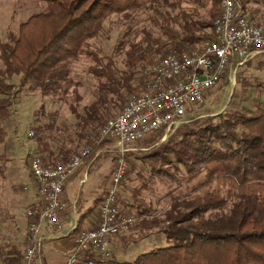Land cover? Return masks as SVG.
Masks as SVG:
<instances>
[{"label":"trees","instance_id":"1","mask_svg":"<svg viewBox=\"0 0 264 264\" xmlns=\"http://www.w3.org/2000/svg\"><path fill=\"white\" fill-rule=\"evenodd\" d=\"M33 1L42 9L16 28L7 29L5 38L0 37V144L6 139L4 123L10 118L19 88L14 77H20V86L29 85L43 97L65 100L71 93L72 61L84 55L95 61L89 73L97 82V96L83 107V113L74 109L79 120L76 134L83 138L87 129L97 130L112 117L110 105L125 104L124 94L138 89L134 69L142 63L154 65L163 41L149 38L147 44H132L127 53L128 70L123 71L117 70L112 58L100 59L97 52L88 50V42L101 33L105 20L113 15H128L153 4L174 7L173 0ZM195 1L211 5L205 18L195 19L192 13L181 11L162 25L163 35L171 41L168 44L178 51L187 45L216 40L207 29H213L220 15L219 0ZM246 1L240 2L244 16ZM177 24L181 34L174 28ZM146 46H151L149 53L145 52ZM241 82L247 94L252 87L250 80L242 77ZM34 134L38 153L49 154L50 161H68L79 153L69 144L59 154H52L43 130L35 127ZM164 136V131L153 134L140 143L149 150L130 153L127 160L133 168L140 160L151 170V179L168 182V192L163 196L168 202L163 211L166 225L160 230L167 245L131 262L115 263L264 264V107L256 105L254 110L226 111L215 116L195 115L161 142ZM105 142L95 151L104 149L109 144ZM4 155H0V163L6 161ZM147 182L138 188V194L147 188ZM122 203L130 209L129 204ZM133 206L138 224L121 236L126 242L146 237L160 221L148 204L137 200ZM81 228L78 223L76 235ZM0 264H23L22 247L8 245L4 253L0 251Z\"/></svg>","mask_w":264,"mask_h":264},{"label":"rangeland","instance_id":"2","mask_svg":"<svg viewBox=\"0 0 264 264\" xmlns=\"http://www.w3.org/2000/svg\"><path fill=\"white\" fill-rule=\"evenodd\" d=\"M173 2L174 7L172 8L153 4L144 10L128 15L111 16L105 20L101 33L89 41L86 48L97 52L100 59L112 58L117 70L123 71L128 70L126 67L127 53L132 44H147L149 38L154 40L162 38L163 43L160 55L156 59L157 62L166 48L171 46L168 44L171 42L170 39L163 35L162 25L165 20L179 15L181 11L192 13L195 19L205 18L211 7L210 4L206 5L195 0H173ZM246 3L245 18L247 20L252 18V22L264 26V0H247ZM41 9L42 5L33 0H0V37L5 38L7 29L16 28L21 22ZM174 28L180 34L182 33L179 24ZM207 33L212 32L207 29ZM150 50L151 46H146L145 52L149 53ZM94 64L93 57L86 55L72 61L71 93L65 100L43 97L40 91L34 90L29 85L20 86V77H14L13 82L19 88L15 94L10 118L4 123L7 132L3 143L4 147L0 144V154L3 153L6 157V161L0 163V227H3L2 224L5 221L7 232L14 226L15 235L18 232L22 235L24 230L22 221L25 219L27 209L25 196L32 193L34 186L36 188L35 180L31 176L29 153L37 151L38 144L36 135L30 136V132H34L35 127H40L43 130V138L50 144L52 154H59L61 148H67L69 144L78 148V152H80L85 146L96 142L98 130L88 131L87 129L83 138L78 137L76 132L79 131V120L74 114V109L83 113V107L93 102L97 96V82L89 73L90 67ZM151 66L142 63L134 69L136 85H139V81L143 79L142 68ZM229 75L232 79L229 78ZM229 75L221 78L217 88L208 95L207 103L200 113L202 116H215L226 111L239 112L243 109L254 110L256 105L264 107V52L257 58L247 61L242 67L231 69ZM234 75L235 77H233ZM242 77L249 79L252 86L247 94L242 88ZM127 94H124V100ZM245 97L248 98L243 100ZM123 105L111 104L110 115L117 114ZM166 139L163 138L161 142ZM110 143L98 151L99 157L94 161L92 159L96 153H92L88 157L90 160L87 159L83 162L68 183L66 194L71 202L79 203V208L82 206L86 209L99 207L103 199L97 195V192L100 191V194L104 193L105 195L107 187L111 184L112 176L117 168V152L114 145ZM141 149L149 150L138 145L131 154L137 153ZM135 166L136 168L131 167L127 161V169L119 188V197L121 201L129 204L133 214L136 209L133 204H136L137 200L141 203L144 202L145 205L148 204L160 221L146 237L122 243L121 247L113 250L120 263L131 262L137 256L151 249L167 245L165 235L160 230L166 225L163 211L167 208L168 202L163 196L168 192V182L161 183L151 179V170L147 165L141 164L140 160L135 161ZM84 177L87 178V182L80 185L79 182ZM146 181H148L147 188L138 194V188ZM24 186L30 188L29 192L23 190ZM132 235L135 237L136 232H133ZM121 239L123 240V238ZM65 240L57 239L50 252L52 253L60 247L64 249ZM25 242L21 243L22 250L25 247ZM46 257L48 256L44 254L36 264H43L44 259V264H49V259L46 263ZM54 260L57 261V256H54Z\"/></svg>","mask_w":264,"mask_h":264},{"label":"built area","instance_id":"3","mask_svg":"<svg viewBox=\"0 0 264 264\" xmlns=\"http://www.w3.org/2000/svg\"><path fill=\"white\" fill-rule=\"evenodd\" d=\"M240 2L220 0V15L210 30L216 40L187 45L182 51L168 46L154 65L143 67L138 89L128 93L119 112L97 129L95 143L68 161H50L48 154L42 156L35 150L29 153L37 202L25 213L28 231L23 264H35L41 256L42 243L51 245L62 231L63 216L73 207L65 199L66 185L92 153H96L93 161L99 157L95 149L105 141L114 145L117 168L95 216L85 221L75 235L66 264H116L111 240L128 234L138 224L136 215L119 197L128 155L153 134L164 131L167 138L186 119L199 115L208 93L217 88L235 64L236 68L242 67L264 51V26L247 20L240 11ZM229 78L232 79L230 75ZM86 182L85 178L82 184ZM45 231L55 234L48 240L40 238L45 237Z\"/></svg>","mask_w":264,"mask_h":264},{"label":"crops","instance_id":"4","mask_svg":"<svg viewBox=\"0 0 264 264\" xmlns=\"http://www.w3.org/2000/svg\"><path fill=\"white\" fill-rule=\"evenodd\" d=\"M248 19L250 21L252 20V18H248ZM261 53H263V51H261L254 58H257ZM1 146L4 147V144H2ZM2 154L3 153H1L0 155H2ZM73 177L71 176V178H70L69 181H71ZM85 178L86 177H84L82 180H80V182H79L80 185H83L82 184V181ZM86 180H87V178H86ZM69 181H68V183H69ZM68 183L66 185V190H65V199L73 207L70 208L64 214V216H63V224H62V227H61L62 231L59 232V234L57 233L55 235L54 240L51 243V245H46L45 242L42 243L41 256L36 261V263L45 254L46 256H48V257H46V263H47V259H49V264H66L67 263L68 256H69V254L71 252V249H72V246H73V240L75 239V235H76L75 234V229L78 226V223H80V226L83 227L85 225L84 224L85 221H88L89 219H92L95 216V214H96V212H97V210L99 208V207H97V208H91V209H88L87 208L86 209V208H83V206L79 208V203H76V202L73 203V202H71L69 200V198H68V195L66 194ZM25 187H27L28 189L25 190L24 189ZM24 188H23V190L25 192H29L30 188L28 186H24ZM99 192H97V195L103 199L104 193L100 194L101 192L100 193ZM25 197L27 199V207L26 208H28L31 204L37 202L36 188H35V186L33 187L32 193L27 194ZM14 209H15V206H14ZM23 220L24 221H22V224H23V229L24 230H23L22 235L19 232H18V234L16 233L17 235H15V233H14V231H15L14 230V226H13V228L11 230H9L7 232L6 229H5L7 227V225H6L5 221L3 222V224H2L3 227L2 228L0 227V251L2 253H4L7 250V246L8 245H14V244H16V245H20V247H21V243L23 241L25 242L26 236H27V231H28L27 230L28 229V222H27L26 216H25V219H23ZM54 234L55 233H53V232L45 231V232L42 233V235L45 236V237L40 236V238H44V239H47L48 240V239L52 238V235H54ZM60 238L61 239H66L65 240V244H64L65 248L64 249H62L61 247H60V249L59 248H56L51 253L50 251L52 249V245L54 244V242L57 239H60ZM111 241H112L111 242V246H112V256H113V259H114L115 262L120 263V261L118 260V257L115 256V252L113 250H115V248H117V247H121L123 245L122 243H126V239H123L122 240L121 237H118V238L112 239ZM25 245H26V242H25ZM49 256H50V258H49ZM54 256H57V261L54 260ZM44 263H45V259H44L43 264Z\"/></svg>","mask_w":264,"mask_h":264}]
</instances>
